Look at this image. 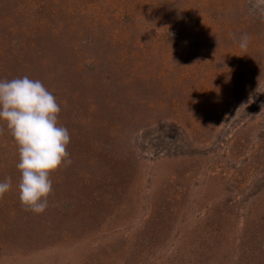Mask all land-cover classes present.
<instances>
[{
  "label": "rangeland",
  "instance_id": "rangeland-1",
  "mask_svg": "<svg viewBox=\"0 0 264 264\" xmlns=\"http://www.w3.org/2000/svg\"><path fill=\"white\" fill-rule=\"evenodd\" d=\"M252 3L0 0V80H40L70 135L37 214L0 121V264H264Z\"/></svg>",
  "mask_w": 264,
  "mask_h": 264
},
{
  "label": "clouds",
  "instance_id": "clouds-1",
  "mask_svg": "<svg viewBox=\"0 0 264 264\" xmlns=\"http://www.w3.org/2000/svg\"><path fill=\"white\" fill-rule=\"evenodd\" d=\"M251 10L264 16V0H253ZM249 41V35L242 34L239 46L246 49ZM59 112L56 98L40 80L27 76L0 80V121L6 123L19 152V199L26 210L37 214L48 207L50 173L66 161L70 163V135L66 127L58 124ZM11 187L10 178L0 181V196Z\"/></svg>",
  "mask_w": 264,
  "mask_h": 264
}]
</instances>
